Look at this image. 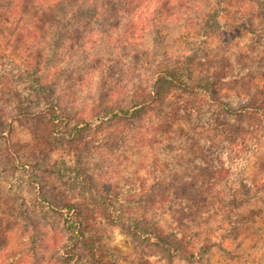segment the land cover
Listing matches in <instances>:
<instances>
[{
  "label": "rangeland",
  "instance_id": "374dc122",
  "mask_svg": "<svg viewBox=\"0 0 264 264\" xmlns=\"http://www.w3.org/2000/svg\"><path fill=\"white\" fill-rule=\"evenodd\" d=\"M250 25L253 30L239 42L244 57L231 53L234 39L219 34L221 29L208 36L200 32L185 44L181 22L167 23L159 39L146 35L138 66L133 54L113 51L104 35L62 45L58 95L67 100V111L59 113L67 120L55 121L59 135L47 134L44 116L12 117L11 107L0 104L5 110H0V200L24 196L47 231L60 226L47 203L74 201L92 209L95 199L106 213L122 212L121 221H107L104 211L89 221L98 258L67 240L80 254L71 255V264H264V88L251 80L264 79V25L259 17ZM158 40L174 61L186 55L176 46L196 48V56L206 61L202 69L209 71L210 78L204 74L198 80L207 91L173 89L161 103H151L150 122L147 115L123 121L102 115L100 108L127 109L149 94L155 67L142 60L160 52ZM218 58L226 70H214ZM139 73L143 81L135 93ZM102 80L123 85L108 106L96 90ZM39 103L30 102L29 108ZM223 105L246 106L249 112L225 113ZM162 112L157 134L163 143L135 141L137 128L149 134ZM186 250L194 256L187 258Z\"/></svg>",
  "mask_w": 264,
  "mask_h": 264
},
{
  "label": "trees",
  "instance_id": "16d2710c",
  "mask_svg": "<svg viewBox=\"0 0 264 264\" xmlns=\"http://www.w3.org/2000/svg\"><path fill=\"white\" fill-rule=\"evenodd\" d=\"M255 17H259L260 23L264 25V0H0V104L11 107L12 117L22 114L33 118L44 116L47 134L59 135V124L55 121L62 117L67 120V117L59 113L67 111V100L58 95V86L62 81L58 77L56 63L60 58L62 45L69 43L72 47L76 41L85 37L104 35V41L113 44V51L117 48L122 54H133L135 65L138 66L141 64L138 53L144 52L140 50V46L146 35L150 33L155 35V39H159L158 36L163 35V28L167 23L181 22L185 23L181 34L185 44L194 41L192 37L200 32L208 36L207 32L221 29L219 34L229 35L234 39L231 53L244 57L239 42L240 39H246L247 33L253 30L250 23H253ZM91 23H96L98 28L94 29ZM195 23L198 29L193 27ZM220 23H228V28L225 29ZM158 42L160 52L153 57L150 55L145 62L142 60L144 65L152 64L155 67L149 94L138 97L127 109L117 107L116 111L109 107L100 108L102 115L108 113L118 121L129 117L142 119L147 115L150 122L153 121L148 115L149 110L153 109L151 103H161L173 89L181 88L189 93L207 91L198 80L204 74L210 78L209 71L202 69L203 65L206 66L203 64L206 61L196 56V48L189 45L184 51L182 45L176 46L178 52L186 55L183 60L174 61L161 40ZM234 66L237 64L234 63ZM96 67L100 68V65ZM197 69L201 70V75H198ZM218 69H227L219 58L214 66V70ZM140 75H136L137 82L133 83L135 93L141 91L140 82L143 78ZM251 78L255 87L264 88L262 77ZM122 87L115 81L98 82L96 90L102 94L99 100L108 106L112 94L122 90ZM210 88L215 90L213 86ZM35 95L36 99L33 100ZM37 101L40 103L36 106L40 107L29 108L30 102ZM222 109L225 113L237 116L249 112L246 106L231 108L223 105ZM0 110L5 113L3 106ZM100 113L95 116H100ZM157 116V125L149 134L144 133L147 128H137L133 133L135 141L139 140L138 143L143 145L163 143L162 133L157 134L158 126L163 122V112ZM0 133L3 134L1 131ZM16 198L15 202L0 200V264H71V255L79 257L80 254L67 246V240H72V245L77 242L83 251L98 258L93 243L94 232L90 231L89 221L93 219V214H97L95 212L104 211L99 201L92 200V209L84 208L74 201L47 203L48 209L57 213L60 218V226L47 231V223L34 219L31 211L33 204L24 196ZM84 209L86 213H83ZM104 216L110 222L123 219L120 211L111 210L106 213L105 209ZM39 230L44 231H40V238H37ZM163 242L166 243L165 240ZM170 248L167 246L168 251ZM184 253L187 258L195 254L194 251L187 250Z\"/></svg>",
  "mask_w": 264,
  "mask_h": 264
}]
</instances>
